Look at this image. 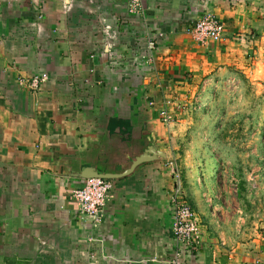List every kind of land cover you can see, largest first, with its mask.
<instances>
[{
  "label": "crops",
  "instance_id": "crops-1",
  "mask_svg": "<svg viewBox=\"0 0 264 264\" xmlns=\"http://www.w3.org/2000/svg\"><path fill=\"white\" fill-rule=\"evenodd\" d=\"M129 1L0 0V264H264V235H239L215 187L193 191L155 108L188 79L263 65L264 0ZM205 14L224 34L201 46L188 30ZM92 176L113 185L97 228L72 199ZM174 194L202 228L179 259Z\"/></svg>",
  "mask_w": 264,
  "mask_h": 264
},
{
  "label": "rangeland",
  "instance_id": "rangeland-1",
  "mask_svg": "<svg viewBox=\"0 0 264 264\" xmlns=\"http://www.w3.org/2000/svg\"><path fill=\"white\" fill-rule=\"evenodd\" d=\"M102 33L109 38L108 30ZM38 37L45 44L50 39ZM252 61L226 76L188 79L180 93L155 107L165 130L159 136L180 137L178 161L191 163L183 171L193 179V191L204 200L213 187L222 193L223 207L246 240L264 235V63L258 68Z\"/></svg>",
  "mask_w": 264,
  "mask_h": 264
},
{
  "label": "built area",
  "instance_id": "built-area-1",
  "mask_svg": "<svg viewBox=\"0 0 264 264\" xmlns=\"http://www.w3.org/2000/svg\"><path fill=\"white\" fill-rule=\"evenodd\" d=\"M131 15L144 12L142 0H131L128 6ZM224 26L221 21L211 14H205L188 30V35L194 43L204 46L209 43L220 42L223 38ZM161 33L155 38L161 39ZM154 40L148 41L149 55L154 48ZM148 57V56H147ZM44 79L35 78L28 81L29 85L36 88ZM113 185L111 181L100 176H92L85 180L82 187L72 193L79 219L88 223L92 228L101 225L105 218L106 205L112 199ZM171 213L173 216L172 235L175 244V258L197 251L201 247L202 228L194 210L182 201L178 194L170 199Z\"/></svg>",
  "mask_w": 264,
  "mask_h": 264
}]
</instances>
